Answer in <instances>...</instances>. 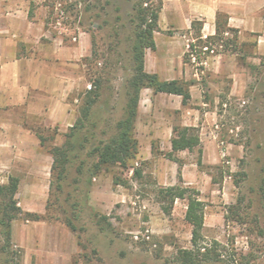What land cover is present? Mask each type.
Instances as JSON below:
<instances>
[{"label": "rangeland", "instance_id": "1", "mask_svg": "<svg viewBox=\"0 0 264 264\" xmlns=\"http://www.w3.org/2000/svg\"><path fill=\"white\" fill-rule=\"evenodd\" d=\"M87 2L95 4L94 0H0V17L32 9L31 29H44L62 44L73 46L85 29H93L98 55L91 57L90 43L88 55L77 60L79 85L69 97L76 119L84 91L95 77L93 72L103 68L113 45L110 28H98L100 20L87 17L91 12L83 11ZM166 3L162 32L173 36L176 46H182L183 56L188 43H197L195 27L202 18L191 20L193 28H176L174 10L185 23L190 15L220 12L221 21L227 18V23L233 16L240 30L238 39L229 42L233 33L225 31L222 40L228 41L226 45L216 40L213 52L196 49L198 64L183 59L187 77L177 80L188 87L197 84L200 90L198 97L185 105H179L181 96L141 89L142 108L134 128L139 141L136 155L126 169L103 167L91 177L89 204L107 227L106 232L95 234L94 244L74 217L70 198L74 176L70 174L58 188L51 166L48 169L35 162L28 170H21V166L11 169L0 159V185H6L10 177L18 179L14 199L19 208L11 220L9 245L0 229V264H181L176 254L191 247V225L184 219L186 201L176 198L170 205L161 199L168 187L181 184L199 191L205 203L202 243L219 254L217 260L198 264H264V196L259 190L264 166V0ZM181 11L188 15L182 17ZM116 51L122 54L111 78L114 89L110 102L106 103L109 95L102 89L97 107L104 119L116 115L121 102L116 92L125 71L120 65L127 63L122 46ZM89 60L91 64H87ZM144 95H149L150 101L144 100ZM183 126L196 127L200 143L192 151H174L178 161L168 159L164 154L172 150L173 128ZM70 127L65 132L34 129L37 137H42V144L38 137L39 153L52 158L50 147L61 145ZM156 132L163 135L164 143L169 141V148L159 137L152 138L148 155V135ZM36 171L44 176L37 177Z\"/></svg>", "mask_w": 264, "mask_h": 264}, {"label": "trees", "instance_id": "2", "mask_svg": "<svg viewBox=\"0 0 264 264\" xmlns=\"http://www.w3.org/2000/svg\"><path fill=\"white\" fill-rule=\"evenodd\" d=\"M87 2L83 11L91 12L89 18L99 19L98 28H110L109 36L113 45L109 55L105 57L103 68L94 70V79L91 87L85 89L84 98L79 108V116L65 134L61 145H53L49 149L52 156L51 173L57 180V187L62 188V181L71 179L73 184L70 198L74 217L79 222V228L84 231L89 242L94 244L97 232H106L107 227L99 219L89 204V185L91 177L98 174L101 169L117 165L122 169L128 167L129 159L138 151V141L134 135L137 118L139 94L142 88H151L153 92L177 94L181 96V103L185 105L190 99L187 83L173 80H161L156 73L147 72L144 68L146 49H154V31L158 30L159 12L164 0H94ZM32 15V9L28 10ZM223 15H215V33L203 38L200 34L201 24L195 27L197 43L194 46H207L212 48L216 40H222L225 31L233 33L232 43L238 39V29L227 25V18L221 21ZM94 21L90 22L93 25ZM194 27V22H191ZM84 31L90 34L91 57L96 58L95 37L93 29ZM223 41L226 45L228 41ZM122 46L127 65H120L125 71L121 88L116 93L121 95V102L116 115L104 119L100 115L98 102L102 89H106L110 102L114 86L111 78L118 69L121 52L116 48ZM198 51H196L197 53ZM188 56V57H187ZM184 62L189 61V53H184ZM87 64H91L90 60ZM90 69V68H89ZM105 84V85H104ZM112 108V107H111ZM175 135L171 139L172 150L164 155L168 159L178 161L173 155L174 151H192L200 143L198 129L191 126L174 127ZM38 134V132H37ZM42 144V137L38 134ZM262 176L259 190L264 196V166L261 168ZM135 174H140L134 169ZM118 183V177L114 178ZM18 179L10 177L6 185H0V229L7 245L10 244V224L19 208L14 195L17 191ZM176 198L186 201L184 219L191 225V247L179 249L175 259L181 264H198L204 260H217L219 254L212 253V249L203 245L204 207L205 203L199 197V191L191 186L173 185L167 188L161 199L171 205ZM165 211L169 206H163ZM71 228L74 226L69 222ZM5 250V247H2ZM95 251V247H93Z\"/></svg>", "mask_w": 264, "mask_h": 264}, {"label": "crops", "instance_id": "3", "mask_svg": "<svg viewBox=\"0 0 264 264\" xmlns=\"http://www.w3.org/2000/svg\"><path fill=\"white\" fill-rule=\"evenodd\" d=\"M170 1H163L159 12V28L153 34L155 48L145 50L144 68L147 72L156 73L161 80H185L187 70L183 63V48L181 45L176 46L171 40L173 36L162 32L164 29L161 17L169 6L166 2ZM180 13L185 15L182 17L188 15L184 11ZM172 15L176 19L173 23L176 28L191 27V20L196 17L202 18L200 28L202 36L215 33V14L190 15L186 23L179 19L181 16L177 10L172 11ZM1 16L0 159L11 169L14 166L16 169L21 166L19 167L21 170H28L31 169L30 164L35 162H41L49 169L52 158L39 153V139L34 129L40 127L65 132L75 121L77 115L71 108L69 97L79 85L77 60L88 55L91 42L86 31L81 33L78 42L72 46L62 44L58 38L49 35L44 29L32 30L28 12L24 10L7 12ZM227 24L239 28L233 21V16L228 17ZM199 91L197 84H190V99L197 98ZM142 97L141 91L137 120L142 108ZM144 97V100L150 101L149 95ZM147 107L148 105L144 106ZM158 137L162 144L166 143L160 132L149 134L148 155L151 154L152 138ZM166 145L165 148H169V141ZM40 155L45 159L39 157ZM36 172L37 177L44 176L41 171Z\"/></svg>", "mask_w": 264, "mask_h": 264}, {"label": "built area", "instance_id": "4", "mask_svg": "<svg viewBox=\"0 0 264 264\" xmlns=\"http://www.w3.org/2000/svg\"><path fill=\"white\" fill-rule=\"evenodd\" d=\"M206 37V36H205ZM204 38V37H203ZM192 43H193V41H192ZM197 48H199L200 50V52H202V53H205V52H213L214 50H213V48H207V46H194V49H191L190 48V43H188L187 44V52L189 53V61L191 62V63H196V64H198V62H200V59H199V54L198 53H196V49Z\"/></svg>", "mask_w": 264, "mask_h": 264}]
</instances>
